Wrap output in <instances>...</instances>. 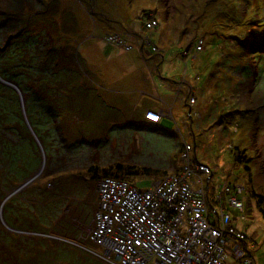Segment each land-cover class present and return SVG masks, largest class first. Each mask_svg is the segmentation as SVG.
I'll return each instance as SVG.
<instances>
[{
  "label": "rangeland",
  "instance_id": "obj_1",
  "mask_svg": "<svg viewBox=\"0 0 264 264\" xmlns=\"http://www.w3.org/2000/svg\"><path fill=\"white\" fill-rule=\"evenodd\" d=\"M150 12L160 22L152 32L145 29L144 14ZM108 34L122 36L134 50L108 43ZM147 37L151 45L141 52L138 41ZM139 61L154 65V97L145 101L160 106L159 98L176 96L163 78H192L205 88L204 109L216 103L220 119L229 118L230 148L222 150L218 138L210 146L208 133L186 143L199 146V157L206 155L213 167L224 161L213 185L234 188L250 179L255 194L263 197L261 209L255 200H248V207L246 192L239 194L246 200L243 210L225 198L216 208L219 215L224 209L231 216L246 234L256 264H264V0H0V77L20 87L47 159L40 177L2 206L40 169L43 156L17 93L0 83V214L17 231L0 220V264H107L92 254L99 250L87 240L97 210V177L109 171L148 191L180 166L186 107L175 108V121L162 119L168 133L151 124L140 129L138 115L130 110V121L124 120L113 108L118 98L98 82L121 81ZM242 72L250 79L239 93L240 99L249 93L247 111L235 96ZM216 73L218 83L207 88ZM240 154L243 162L236 160ZM118 166L123 172L134 167L139 174H117ZM78 214L81 229L74 222Z\"/></svg>",
  "mask_w": 264,
  "mask_h": 264
},
{
  "label": "built area",
  "instance_id": "obj_2",
  "mask_svg": "<svg viewBox=\"0 0 264 264\" xmlns=\"http://www.w3.org/2000/svg\"><path fill=\"white\" fill-rule=\"evenodd\" d=\"M157 27L154 18L145 23L148 31ZM106 41L126 52L134 48L118 35L108 34ZM145 45H151L148 37L138 41L142 50ZM202 45L200 41L198 51ZM151 51L159 49L153 46ZM161 118L162 114H146L150 122ZM180 161L177 172L164 175L148 191L122 177L97 180V210L87 240L99 253L92 254L107 264H256L246 234L224 209L219 215L209 202L214 169L197 161L194 147L187 143ZM213 189L216 204L225 198L232 208L244 209L245 199L239 197L245 192L243 185L233 188L225 183Z\"/></svg>",
  "mask_w": 264,
  "mask_h": 264
},
{
  "label": "crops",
  "instance_id": "obj_3",
  "mask_svg": "<svg viewBox=\"0 0 264 264\" xmlns=\"http://www.w3.org/2000/svg\"><path fill=\"white\" fill-rule=\"evenodd\" d=\"M144 16L147 18V20L154 18L159 23V26L156 28V30L160 28V22L156 19L154 14L150 12V14H144ZM176 34L177 36H179L177 32ZM200 41L202 40H199V42ZM199 42H198V46H199ZM133 50L134 48L131 51ZM139 50L143 52L141 48H139ZM139 62H140L139 63L140 66L135 67L130 72L126 73L122 77L121 81H110L105 78H100L98 80V82H104L107 86L106 87L107 91L109 90L108 92H110V94L118 98V99L115 98L116 100L114 102L113 108L121 115L123 116L125 115L124 120L130 121L128 120L127 115L130 110H133L138 115V118L142 123V125L138 128L140 129L147 128L148 126L146 125L151 124L153 125V129H156L157 131L161 133H168L166 129L161 128L160 126L162 124V119L168 118V119H172L175 121V118H174L175 108L176 107L177 108L186 107L187 116L186 118H184V121H183L184 127H185V134H183L182 130L178 128L179 134L181 135L183 134L182 137H183L184 143H186L187 139L189 138H192L196 142L197 139L199 140L200 136H204L205 134L208 133L210 135V140H209L210 146H212L214 139L218 138V142H219L218 144L221 148L223 145H225L226 149L231 147V144L229 142L230 136L226 133V130H227L226 126H228V124L230 123V120L228 117H225V116L222 119H220L221 116L223 115V112L218 110L216 103H214V105L211 107V110H209V107L204 109L206 106H208V103L206 102V99L204 98L205 88H200L198 81H195L192 78L190 80H186L185 78H183L182 80H179V81L163 78V81H165V83L166 81H168L170 87L176 91V96L169 97V99L159 98L161 99L163 105L154 106L152 105L153 103H150L147 100L145 101L144 99L147 96L152 97V98L154 97L153 79L151 80L150 78V76L152 77V73L154 72L153 71L154 65L149 64V63L146 64V63H143L142 61H139ZM243 72L240 74L241 83L237 87L235 96L237 98V104L243 105L244 110L247 111L246 106H249L250 104L249 93L247 97H245L244 95L242 99H240V95H239L240 91H243V88H245V86H249V83L248 84L245 83L244 80L246 81L250 79H245V77L243 76ZM218 80H219V77L217 73L213 74L211 79H209L206 84L207 88L210 89V88L215 87L216 84L218 83ZM138 93L142 97L140 99L135 100L134 94H138ZM221 99L226 100L225 97H222ZM138 111H140L139 114H138ZM148 112L162 114V118L158 120V123H152L146 120V114ZM56 120H57V116H56ZM35 129H36V132L35 131L34 132L37 138L41 139L39 132L37 131V126H35ZM137 133L138 131L136 130L135 131L136 137H138ZM175 138L177 137L175 136ZM202 146L203 148L208 147V145L205 143H203ZM223 149L224 148H222V150ZM194 157H196L197 161L206 163L210 166L213 162L211 159H208L206 155L203 158H200L199 157V146H196V145L194 146ZM223 164H224V161L221 159H218L217 166L215 167L211 166L214 169V173L220 170ZM179 167L175 169L172 168V169L175 170L174 172H177L179 170ZM243 184H245V181H243ZM214 186L217 187V185H213L212 183L207 193H208L210 204L216 207V203L214 202V199L216 197L215 190L213 189Z\"/></svg>",
  "mask_w": 264,
  "mask_h": 264
},
{
  "label": "water",
  "instance_id": "obj_4",
  "mask_svg": "<svg viewBox=\"0 0 264 264\" xmlns=\"http://www.w3.org/2000/svg\"><path fill=\"white\" fill-rule=\"evenodd\" d=\"M9 45V44H8ZM7 45V46H8ZM6 46V47H7ZM5 47V48H6ZM0 83L2 85H4L5 87L9 88V89H12L14 90L17 95H18V98H19V101H20V105H21V108H22V111H23V116H24V119H25V123H26V126L28 127L29 131L31 132L36 144L38 145L41 153H42V156H43V163L40 167V169L33 175V177H31L30 179H28L25 183H23L22 185L18 186L15 190H13L9 195L8 197L6 198L5 202L3 203L2 206L5 205V203L11 198L13 197L14 195H16L17 193L23 191L24 189H26L27 187H29L31 184H33L39 177L40 175L42 174L45 166H46V156H45V153H44V149L42 147V144L40 143L39 139L37 138L28 118H27V115L25 113V109H24V99H23V93L20 89V87L16 84V83H12V82H9V81H5L4 79H2L0 77ZM0 220L2 222V224L7 228V230H9L10 232H13V233H16L17 231L11 227H9L8 225H6V223L4 222V219L2 217V213L0 214Z\"/></svg>",
  "mask_w": 264,
  "mask_h": 264
},
{
  "label": "trees",
  "instance_id": "obj_5",
  "mask_svg": "<svg viewBox=\"0 0 264 264\" xmlns=\"http://www.w3.org/2000/svg\"><path fill=\"white\" fill-rule=\"evenodd\" d=\"M0 74H2L1 76H3V73H1L0 72ZM4 78V77H3ZM6 81H11L10 79H8V78H4ZM28 120H29V118H28ZM31 123V122H30ZM31 125H32V128H33V130L36 132V129H35V126L31 123ZM41 140V139H40ZM245 158V154L244 155H236V160L238 161V162H243V159ZM248 160V159H247ZM246 160V161H247ZM245 163V162H244ZM246 164V163H245ZM96 170L95 169H93V168H91L90 169V172H94L95 174H96V172H95ZM124 170H123V168H122V166H118V168H117V174H121L122 172H123ZM246 171H247V173H249L250 172V168L246 165ZM123 174L124 175H136V174H139V172H137L136 170H135V168L134 167H131L129 170L127 169V171H125V172H123ZM103 176H107V177H109V176H115V177H120V175H114L113 173H110L109 171H105L104 172V174H103ZM102 176V177H103ZM96 178V177H95ZM98 179L99 178H101V177H97ZM122 178H124V177H122ZM243 184V183H242ZM243 187H244V189H245V192H246V196H247V205H248V207H249V205H250V203L248 202V200H250V201H253V200H255L256 201V203H257V205L259 206V205H261L262 203H263V197L262 196H259V195H257V194H255V192H254V190H253V188H252V185H251V182H250V179L248 180V182H247V185L246 184H243ZM246 202V201H245ZM259 208H260V206H259ZM250 209V208H249ZM261 209V208H260ZM261 214L263 215V217H264V211H262L261 210Z\"/></svg>",
  "mask_w": 264,
  "mask_h": 264
},
{
  "label": "flooded vegetation",
  "instance_id": "obj_6",
  "mask_svg": "<svg viewBox=\"0 0 264 264\" xmlns=\"http://www.w3.org/2000/svg\"><path fill=\"white\" fill-rule=\"evenodd\" d=\"M49 190H50V187L47 191H49ZM79 220H80V214L77 215V217L74 219V222L78 223L77 227H78V229H81L82 225L84 226V224H81Z\"/></svg>",
  "mask_w": 264,
  "mask_h": 264
}]
</instances>
